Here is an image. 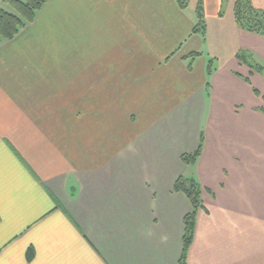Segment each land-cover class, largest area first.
<instances>
[{
  "label": "crops",
  "instance_id": "1",
  "mask_svg": "<svg viewBox=\"0 0 264 264\" xmlns=\"http://www.w3.org/2000/svg\"><path fill=\"white\" fill-rule=\"evenodd\" d=\"M226 1L203 36L176 0H50L0 45V264H183L181 176L186 264H264V35Z\"/></svg>",
  "mask_w": 264,
  "mask_h": 264
},
{
  "label": "trees",
  "instance_id": "2",
  "mask_svg": "<svg viewBox=\"0 0 264 264\" xmlns=\"http://www.w3.org/2000/svg\"><path fill=\"white\" fill-rule=\"evenodd\" d=\"M9 2L16 12L7 10L0 5V45L14 39L28 24L32 23L37 17L38 12L47 4L49 0H6ZM193 0H176L177 4L186 9L190 6ZM196 1V23L194 27L195 33L206 35V15L204 0ZM237 24L252 33L264 35V11L257 9L252 0H236L234 8ZM244 56L239 54V58ZM260 72L264 73V67L257 64H250ZM213 65L209 63L208 72L212 73ZM204 136L202 135L198 149L193 153H187L182 156L185 163L194 164L199 159L203 150ZM175 190L181 191L187 195L191 202L192 209L185 217V234H184V249L182 261L186 264L185 258L187 252L193 242L198 211L203 207V187L195 178H187L181 176L176 184Z\"/></svg>",
  "mask_w": 264,
  "mask_h": 264
},
{
  "label": "rangeland",
  "instance_id": "3",
  "mask_svg": "<svg viewBox=\"0 0 264 264\" xmlns=\"http://www.w3.org/2000/svg\"><path fill=\"white\" fill-rule=\"evenodd\" d=\"M49 1H50V0H49ZM227 1H228V0H227ZM227 1H226V2H227ZM225 4H226V3H225ZM0 5L6 6L7 10L9 9L10 11L16 12V10L14 9V7L12 8V6H11L10 4L5 3L4 0H0ZM195 7H196V1L193 0V1L191 2V4H190V10H189V11L194 10ZM55 9H57V10H59V11L62 10V8H60V6H58V5H55ZM224 9H225V7H224Z\"/></svg>",
  "mask_w": 264,
  "mask_h": 264
}]
</instances>
